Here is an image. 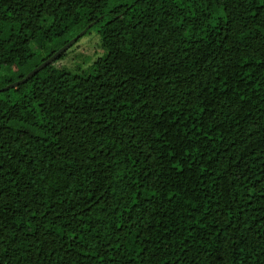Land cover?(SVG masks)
Here are the masks:
<instances>
[{"label":"trees","instance_id":"trees-1","mask_svg":"<svg viewBox=\"0 0 264 264\" xmlns=\"http://www.w3.org/2000/svg\"><path fill=\"white\" fill-rule=\"evenodd\" d=\"M186 1L0 0V264H264V4Z\"/></svg>","mask_w":264,"mask_h":264},{"label":"rangeland","instance_id":"rangeland-1","mask_svg":"<svg viewBox=\"0 0 264 264\" xmlns=\"http://www.w3.org/2000/svg\"><path fill=\"white\" fill-rule=\"evenodd\" d=\"M164 1L166 0H163V2ZM171 1L175 2L180 10L186 11L190 8V5L188 4L189 1ZM51 10L52 5L50 3L47 6V11L51 12ZM113 27H116V25L114 24ZM83 33V35L73 42V44L65 51L64 55L56 60L54 64L74 74L85 77L89 74L96 59L105 55V49L102 47L100 36L95 30L86 29ZM43 53L44 55H47L48 51L44 49ZM17 90L16 93H21L20 88Z\"/></svg>","mask_w":264,"mask_h":264},{"label":"water","instance_id":"water-1","mask_svg":"<svg viewBox=\"0 0 264 264\" xmlns=\"http://www.w3.org/2000/svg\"><path fill=\"white\" fill-rule=\"evenodd\" d=\"M87 29L84 28L80 33H78L76 36H74L72 39H70L68 42H66L63 46H61L60 48H58L51 56H49L46 60L42 61L41 63H39L36 67L32 68L23 78L12 82L10 84H8L6 86V88L8 87H15L16 85H19L20 83H22L24 80H26L28 77H30L32 74L36 73L37 71H39L42 67H44L45 65H47L48 63H51L54 58L59 55L62 51L67 50L70 45L73 44V42H75L77 40V38L79 36H81V34Z\"/></svg>","mask_w":264,"mask_h":264},{"label":"snow or ice","instance_id":"snow-or-ice-1","mask_svg":"<svg viewBox=\"0 0 264 264\" xmlns=\"http://www.w3.org/2000/svg\"><path fill=\"white\" fill-rule=\"evenodd\" d=\"M260 2H261L262 4H264V0H260ZM158 135H159V134H158ZM189 150H190V149H189ZM184 154H186L185 151H184V147L181 148L180 152H176L175 147H173V148L171 149V151L167 153V155H168V156H171V158H172L173 160H175L177 156L184 155ZM185 162H186V161H185ZM0 166H2V165H0ZM171 171H173V172H176V171H177V166H176L175 164H173V165L171 166ZM170 182H171V181H170ZM2 213H3V209L0 208V232L3 231V229H4V225H5L6 222H7V221L5 220V218H4V216H3ZM0 239H3V236H2V235H0ZM218 243H219V244H222L223 241H220V242H218ZM240 243H241V241L239 240V238H237V240H236V242H235V244H234V247H239ZM221 255H222V254H221Z\"/></svg>","mask_w":264,"mask_h":264}]
</instances>
